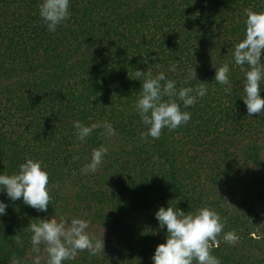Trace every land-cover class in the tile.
Wrapping results in <instances>:
<instances>
[{
	"label": "trees",
	"instance_id": "obj_1",
	"mask_svg": "<svg viewBox=\"0 0 264 264\" xmlns=\"http://www.w3.org/2000/svg\"><path fill=\"white\" fill-rule=\"evenodd\" d=\"M40 3L0 0V174L16 173L26 158L42 161L50 202L38 212L0 193L8 204L0 264L46 252L43 244L34 250L27 226L52 217L86 220L87 230L110 237L96 238L104 246L95 255L79 251L64 264H152L166 238L154 216L160 206L215 211L224 228L212 255L221 264H264V113L248 116L246 69L233 57L246 10L264 12V0H70L55 32ZM225 63L230 83L221 85L215 67ZM135 69L164 72L177 91L204 82L207 95L189 108L175 98L190 121L142 140ZM261 91L264 98V81ZM76 121L111 124L114 133L97 127L81 141ZM101 145L103 163L85 173ZM228 232L238 239L225 241Z\"/></svg>",
	"mask_w": 264,
	"mask_h": 264
},
{
	"label": "clouds",
	"instance_id": "obj_2",
	"mask_svg": "<svg viewBox=\"0 0 264 264\" xmlns=\"http://www.w3.org/2000/svg\"><path fill=\"white\" fill-rule=\"evenodd\" d=\"M69 9L70 0H41L39 16L47 30L55 32L57 26L70 17ZM233 57L236 65L241 66L242 70L246 69L244 94L240 99L246 106L248 116L264 113V98L261 96V82L264 81V12L246 10L245 36L234 46ZM171 70L175 71L174 68ZM229 72L227 63L215 67L214 81L228 85ZM134 75V79L142 83V92L135 104L146 128V131L140 133L142 140L148 137L159 139L164 128L175 130L190 121L191 113L182 111L175 98L182 101L184 108H189L196 103L197 98L206 96L208 91L204 82L195 88L182 87L177 91L176 82L168 79L164 72L153 77L150 71L135 69ZM225 91L231 92L228 88ZM74 127L81 141L89 137L97 127H103L108 134L114 133L111 124L107 123L86 126L76 121ZM107 153L108 148L103 145L94 149L90 162L82 170L85 173L95 172ZM48 183L49 175L42 161L26 158L16 173L0 174V193L6 194L10 201L22 199L24 204L38 212H47L50 202ZM7 207L8 204L0 200V216L6 214ZM154 216L159 228L166 229V238L165 242L156 246L151 257L152 264H221L210 251V242H216L224 228L218 213L206 207L195 212H185L177 206H160ZM36 220L27 229L31 233L35 251H39L40 245L45 246L47 264H64V261L73 259L83 250L95 255L101 247V241L86 231L89 227L86 220L74 218L70 223L63 218L58 222L54 217ZM223 239L234 242L238 237L234 232H228Z\"/></svg>",
	"mask_w": 264,
	"mask_h": 264
},
{
	"label": "rangeland",
	"instance_id": "obj_3",
	"mask_svg": "<svg viewBox=\"0 0 264 264\" xmlns=\"http://www.w3.org/2000/svg\"><path fill=\"white\" fill-rule=\"evenodd\" d=\"M94 227V226H92ZM90 235L94 236L95 238L98 239H102L104 238V242L108 240V236H106L108 234V232L106 230L100 229L99 227L96 228H92L90 230H86ZM100 237V238H99ZM110 241V240H109ZM103 246V244H101V247ZM47 260H48V255L47 252H42L41 254L39 253H31L28 255L27 257V261L24 262L23 264H47Z\"/></svg>",
	"mask_w": 264,
	"mask_h": 264
}]
</instances>
